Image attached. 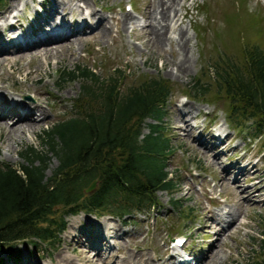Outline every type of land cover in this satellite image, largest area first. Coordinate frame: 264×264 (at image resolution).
I'll list each match as a JSON object with an SVG mask.
<instances>
[{
  "label": "rangeland",
  "instance_id": "rangeland-1",
  "mask_svg": "<svg viewBox=\"0 0 264 264\" xmlns=\"http://www.w3.org/2000/svg\"><path fill=\"white\" fill-rule=\"evenodd\" d=\"M58 1L62 7L55 9L56 14L53 17H59V20H54L57 21L54 25L61 24V20L76 23L83 15L93 16L96 18L94 21L99 22V27L104 26L107 29L105 30L108 36L101 37L99 31L95 30L93 31L96 35L95 38L92 34L89 39L74 37L70 38L69 43L64 41L58 45L52 44V47H47V51L53 53L54 56L51 54L47 57L43 56L45 53L43 47H38L35 53L38 54L37 56L24 53L25 56L19 61H17V54L15 55L11 51L6 54L7 56L0 54V63L4 64L3 67H0V78L3 81L0 84V94L7 100L16 96L15 100L24 98L29 103L38 105V98L41 96V99L56 104L52 95L54 96L57 91L65 98V100H61L62 109L55 110L52 115L50 112L49 120L42 121L34 131L26 130L25 135L19 138L9 137L7 127L10 126L12 120L0 121L3 127L0 129V164L12 166L21 164L19 152L26 147L39 149V137L37 136L43 129H47L54 123L62 122L67 116L74 117L78 114L77 108L75 109L78 102L72 103V101L78 99L80 84L78 82L57 84L58 76L62 70H72L75 66L83 64L105 78L111 73L109 70L111 67H119L128 70L127 79L121 91H124L128 86L156 77L168 80L172 85L170 99L165 109L167 114L164 118V127L166 126L164 134L170 139V145L174 151L167 156L165 171L175 181L176 188L172 195H168L166 192L159 193L156 196L157 204L154 208L143 207L142 210L134 211L129 217L121 220L111 216L97 218L84 213H79L76 216L70 215L65 219L67 228L60 236L58 244L53 246L54 248L41 246L37 250H33L28 245L20 244L16 248L20 251V257L12 258L7 254H0V257L4 259L0 264H56L60 256H71L74 264H85V261L87 264H133V262L175 264L172 259H167L170 254L169 252L165 253L164 249L171 247V242L175 237L186 239L185 250H188L189 254L192 252L195 258L196 256L200 258L203 255H209L208 252L213 251L214 261L206 264H247L248 260L254 262L253 258L259 257L258 244L264 232L263 139L260 137L252 139L250 130L241 132L239 129H235L234 125L228 123L224 115L225 102L209 106L190 98L186 91L200 75L203 76L201 79L203 82H210L207 68L212 66L217 58H229L228 60L239 65L243 44L262 46L259 41L264 42V0L184 1L182 7L177 8L178 16L173 24L177 20L175 28L182 27L186 30L189 38L188 46L191 48L188 52L191 65L189 71L180 77L173 67H168L165 64V61L176 59L174 56L175 46H172V53L168 51V48L161 51L150 50L146 49L140 38L144 33L145 18L143 15L152 11L149 8L150 0ZM58 1L4 0L0 13L9 5V9L3 13V16L7 17L10 12L11 14L8 15L7 20L0 19V41L10 43V40L14 39L20 30L28 32L33 26L32 23L37 21V14H42L43 11L50 8L53 9L52 6ZM78 1L84 2L79 3ZM11 2L14 3L11 4ZM127 5H130L133 11L125 12ZM203 5L206 6L207 11L199 10ZM81 8L86 9L82 10ZM11 15L15 16L12 25L7 23L11 19ZM123 15L131 16L133 22L137 21L140 24L128 25L126 23L121 27L120 21ZM255 21L259 22L257 27L254 24L249 26V22L255 23ZM3 25L5 26L2 27ZM248 27H251L249 31H247ZM258 29L260 31L256 33ZM169 35L173 38L176 37L172 31L169 32ZM63 43L67 44L71 50L55 53L58 46ZM43 86L50 94L49 99L42 89ZM59 86L62 88H58ZM210 91L213 93V90L210 89ZM183 96H187L188 100ZM183 102L189 103L187 107L192 109V113L187 115H191L187 117L188 125L186 126L188 128L177 122L185 118V115L177 113L181 107L179 108L175 103L182 104ZM206 113L209 115L204 117ZM35 115L39 117L37 112ZM225 121L231 130L234 129L233 132L228 129ZM151 123V120L145 122L146 125ZM207 123L208 127L213 126L216 129L224 130V132L219 131V136L216 129L206 135L208 140L212 139V134L220 140L214 149H223L225 145L226 150H229V153L217 158L219 159L217 163L223 164L224 162L229 165L231 161L243 159L242 167L247 165L248 174L236 176V173L232 174L231 171L226 175L221 174L220 167L215 164L216 161L212 158L213 151H206L204 147L196 146V142L198 143L199 140V129L205 127ZM191 125L197 126L198 130H193ZM147 133L148 129L144 126L142 135ZM261 158L262 160H259ZM56 166L57 161L52 159L46 175L49 176ZM235 177L238 180L235 182L236 184H232L230 180ZM240 189L252 191L253 197H249L247 193L242 194ZM209 198L217 201L218 206L211 208ZM226 198L227 203L229 200L228 205L226 202L224 204ZM172 199L176 201V205L171 203ZM203 207L211 209L212 215L215 213V209L225 208L227 211L230 207L234 214V222L225 232H221L219 231L221 226L210 221L209 215ZM208 209L206 211L210 212ZM100 226L106 227L110 233L112 232L108 238H105V234L100 232L98 228ZM215 234L221 235L219 239L223 240L221 241L222 249L211 246ZM90 236L98 239L94 241L95 238L89 239ZM90 244H93L94 248ZM96 248L101 250L95 251ZM97 255L100 257L97 258ZM13 256H16V253ZM159 256L163 257V262L159 261V263L156 260ZM177 256L179 257L180 254ZM177 256L176 258H178ZM85 257L92 258L94 262L88 263Z\"/></svg>",
  "mask_w": 264,
  "mask_h": 264
},
{
  "label": "trees",
  "instance_id": "trees-1",
  "mask_svg": "<svg viewBox=\"0 0 264 264\" xmlns=\"http://www.w3.org/2000/svg\"><path fill=\"white\" fill-rule=\"evenodd\" d=\"M259 43L243 44L239 65L217 58L207 68L210 82L200 75L186 91L204 104L225 102L228 123L241 132L250 130L254 138L264 133V42ZM109 70L105 78L83 64L62 70L60 82L80 84L74 101L78 114L43 130L39 149L19 152L21 164H0V254L20 257V244L52 248L70 215L121 220L143 207L154 208L158 193L173 194L176 184L165 166L174 149L164 134L172 85L156 77L121 91L128 70ZM52 159L57 166L47 176ZM93 182L96 188L86 192ZM258 249L259 257L247 264H264V232Z\"/></svg>",
  "mask_w": 264,
  "mask_h": 264
},
{
  "label": "bare ground",
  "instance_id": "bare-ground-1",
  "mask_svg": "<svg viewBox=\"0 0 264 264\" xmlns=\"http://www.w3.org/2000/svg\"><path fill=\"white\" fill-rule=\"evenodd\" d=\"M58 1V0H57ZM73 1V0H70ZM85 1V0H84ZM84 1H78L80 2H84ZM186 1V0H150L149 2V8L150 10L152 9L151 13H147V15H143V18H145V21L143 25V34L140 37L143 40V44L145 45L146 49H150V50H156V51H161V50H165L164 48H168V51L170 53L173 52L172 50V46H175L176 50H174V56H176V59H173L171 61H165L166 66L168 67H173V70H175L176 73H178V76L180 77V75L185 74L189 71L190 65H191V59L190 56H188V52L190 51L191 48H189L188 46V42H189V38L187 37V33L186 30H184L182 27L179 28H175V24L177 22V20L174 22L173 21L176 19V17L178 16V7H182V3ZM67 2V1H66ZM74 2V1H73ZM86 2V1H85ZM14 2H11V4ZM19 3V2H18ZM12 6V5H11ZM60 6L62 7V5H60V2H55L54 5L52 6V8L47 9L46 11H43L42 14H37L36 18L37 21L35 23H33L32 28L24 33L21 37H17L15 39H11L10 43L8 42H1L0 41V54H8V52H13L15 55L17 54V61L21 60L23 58V56H25L24 53H29L30 55L34 54V56H37L38 54L36 53V50L38 49V47H43L45 53L43 54V56L47 57L49 54L53 55V53H50L49 51H47V47H49V44H51V42L53 41V39L55 38L53 35H50L48 32L43 33V28L45 26H51L53 27V29L55 28H59L60 31H64L66 30V28H69L68 25H63L60 24L59 26L54 25V20H53V16H55L56 14V10L55 9H60ZM79 6V5H78ZM77 6V7H78ZM16 8V7H15ZM35 8V7H34ZM9 9V5L8 7L6 6V9L1 12L0 14V19L4 18L5 20H7L8 15L11 14V12L7 15V17L3 16V13L7 12V10ZM86 9V8H81ZM88 9V8H87ZM15 10V9H14ZM70 10V9H69ZM90 10V9H89ZM70 12V11H69ZM66 13V12H65ZM93 15V14H92ZM97 16V15H96ZM15 17V16H13ZM39 18H42V20H39ZM59 18V17H58ZM121 21H120V25L121 27H123L122 25H125L126 23L129 25H133V24H137L139 25L140 22L134 21L132 20L131 16L129 15H123L121 17ZM14 19V18H12ZM69 19V18H68ZM81 19V18H80ZM92 20L96 19L95 17L91 18ZM59 20V19H58ZM61 20V19H60ZM2 21V20H1ZM16 21V20H15ZM107 23V22H106ZM5 24V22H4ZM10 24V23H9ZM95 30H98L99 33L101 34V37L105 36L107 37V32H106V28H104V26L99 27V22L96 21L95 22ZM173 24V26H172ZM6 25V24H5ZM5 25H3L2 27H4ZM66 28H65V27ZM136 27V26H135ZM109 28V27H108ZM133 29V27H131ZM137 28V27H136ZM27 29V28H26ZM106 29V30H105ZM145 29V31H144ZM16 29L14 28V31ZM80 28H76L77 32H80ZM172 31L174 36L176 35L175 38H173L172 36L169 35V32ZM1 32V31H0ZM110 34V33H109ZM9 35V34H8ZM14 35V34H13ZM60 35L65 36L64 32H61ZM94 35V33H93ZM92 36V35H91ZM90 36V37H91ZM33 37V39H32ZM96 35L93 36V38H95ZM100 37V36H99ZM66 38V37H64ZM77 38V37H76ZM67 39V38H66ZM65 41H67L68 43L70 42V38L67 39ZM78 39V38H77ZM75 40V39H74ZM61 43V42H60ZM13 49V50H11ZM71 50L70 47L63 43L60 44L58 46V48L55 50V53H62L63 51H69ZM144 50V49H143ZM149 51V50H148ZM71 54V53H70ZM152 54V53H150ZM156 54V53H155ZM149 55V53H148ZM172 55V54H171ZM7 56V55H6ZM147 56V55H146ZM33 58V57H32ZM150 58V57H149ZM160 58V57H159ZM3 63H0V67H3ZM32 76V75H31ZM27 79V78H26ZM2 79L0 78V84H1ZM37 82V81H36ZM42 83V82H41ZM40 84V83H39ZM45 84V83H44ZM35 85V84H34ZM23 86V85H22ZM6 88V87H5ZM40 88V87H38ZM58 88H62L61 86H59ZM1 89V88H0ZM7 89V88H6ZM34 89V88H33ZM44 89V93L47 96V98L49 99L50 94H48V92L45 90V87L43 86ZM48 89V88H47ZM19 90V89H18ZM31 90V89H30ZM36 90V89H35ZM29 91V90H28ZM17 92V91H16ZM15 92V93H16ZM39 93V92H38ZM14 94V93H13ZM11 94V95H13ZM19 94V93H18ZM34 94V93H33ZM52 94V93H51ZM25 95V94H24ZM36 95V94H35ZM38 96V95H37ZM16 97V96H15ZM15 97H11L10 100H12V102H10V100H7L5 97H3L0 94V121H11L10 126L7 127L8 128V134L9 137L11 138V136L19 138L20 136L25 135V131H34L35 129H37V127H39V125L41 124L42 121L45 120H49L50 117L49 113L55 112V110L58 109H62L63 108V104L61 103V100H65V98L62 96L61 93H59L58 91L54 93V96L52 95V98L56 100V104L54 103H50L49 101H46L45 99H41V96L38 98V105H34L29 103L26 99H18L15 100ZM19 97V96H18ZM68 98V97H66ZM37 100V99H36ZM63 102V101H62ZM187 105H189V103H182L181 105H178V107H181V110H179L177 113L178 114H184L185 118H182L181 121H177L180 122L183 127H187L186 125H188V121H187V116L189 115V113H192V109H189L187 107ZM194 107V106H193ZM199 110V108H198ZM61 111V110H60ZM35 112H37V115H39V117H37L35 115ZM59 112V111H58ZM63 112V111H62ZM196 112V111H195ZM59 114V113H57ZM56 114V115H57ZM63 114V113H62ZM55 115V116H56ZM61 115V114H60ZM199 115V114H198ZM36 116V117H35ZM181 118V117H179ZM177 125V124H176ZM178 127V126H177ZM2 124L0 122V129H2ZM179 128V127H178ZM188 128V127H187ZM193 130H198V128H195ZM191 131V130H190ZM195 131V132H196ZM189 132V131H188ZM182 133V132H181ZM192 134V133H191ZM210 132L208 129H200L199 132V140L198 143L196 142V146H198L199 148L204 147V149L206 151H209L211 148H214L216 146V143L219 141V139L212 137V140H208L206 135H209ZM198 138V137H197ZM196 138V139H197ZM1 140V139H0ZM184 140V139H183ZM208 140V141H207ZM197 141V140H196ZM215 141V142H214ZM184 144V143H183ZM192 145V144H191ZM186 148V147H185ZM189 148V147H188ZM186 148V149H188ZM219 148H216L215 150H213V159L216 161L215 164L218 165L220 167V173L221 174H228L230 171L231 172H237L238 174L246 175L248 174V170L245 167L240 166L239 161L233 162L231 161V164L226 165L224 164H220L217 163L219 161V157L222 156V154L226 155L227 153H229V150L226 151H218ZM199 150V149H198ZM192 151V150H190ZM203 151V150H202ZM200 153V152H199ZM197 155V153H196ZM195 155V156H196ZM228 157V156H227ZM214 164V165H215ZM210 167V166H209ZM258 167V166H257ZM260 176V175H259ZM253 177V176H252ZM257 177V176H256ZM262 177V175L260 176ZM220 178V177H219ZM219 180V179H218ZM238 179H236L235 181L232 182V184H236L235 182H237ZM252 180V179H251ZM254 180V179H253ZM255 184V183H254ZM253 184V185H254ZM238 186V185H237ZM259 186V185H258ZM233 188V187H232ZM236 188V186H235ZM249 189V188H248ZM251 189V188H250ZM253 189V188H252ZM234 190V189H233ZM241 190V189H240ZM258 190V189H257ZM242 191V190H241ZM193 193V192H192ZM242 194H248L249 197H251L253 195V192L248 190H244L241 192ZM231 194V193H230ZM232 196V195H231ZM191 197V196H190ZM189 197V198H190ZM253 197V196H252ZM184 199V198H183ZM231 199V198H230ZM241 199V198H240ZM238 199V200H240ZM188 200V199H187ZM245 200V199H244ZM243 200V201H244ZM253 201V200H252ZM235 202V201H234ZM243 203V202H242ZM228 204H229V200H228ZM244 204V203H243ZM239 205V204H238ZM199 207V206H198ZM234 207V206H233ZM200 208V207H199ZM197 209V208H196ZM205 210V212L209 215L210 221L214 222V219L211 218L210 214L211 212L206 211L205 208H203ZM200 210V209H198ZM237 210V209H236ZM244 210V209H242ZM252 210V209H250ZM249 211V210H248ZM199 212V211H198ZM204 214V213H203ZM228 214L230 216H232V221L234 222L233 216L234 214L232 213V211L229 209ZM238 215V214H236ZM242 217V216H241ZM91 222V221H90ZM217 223V222H215ZM126 224V223H125ZM90 225V224H89ZM205 225V223H204ZM218 225V224H217ZM223 225V224H222ZM230 226V223L226 226V228H221L219 229V231L221 232H225L226 229ZM213 227V226H212ZM211 227V228H212ZM99 230L102 234H105L104 237L108 238V235L110 236L111 233L108 231V229L106 227H99ZM207 230V229H206ZM218 230V229H217ZM202 231V230H201ZM208 231V230H207ZM229 231V230H228ZM227 231V232H228ZM84 233V232H83ZM98 233V232H97ZM123 233V232H122ZM223 234V233H222ZM219 234H215V237L213 238V243H212V247H219L221 248L222 243L221 239H219ZM226 236V235H225ZM88 238V237H87ZM92 237H90L91 239ZM95 238V239H94ZM92 239L97 240L96 237H94ZM103 238V237H102ZM221 238V237H220ZM110 239V238H109ZM93 241V242H94ZM87 242V241H86ZM109 242V241H108ZM104 244V243H103ZM83 245V244H82ZM91 245V244H90ZM90 248H92L90 246ZM210 248V247H209ZM99 249V248H98ZM165 249V253L169 252V248H164ZM222 249V248H221ZM220 249V250H221ZM115 250V249H114ZM163 252V251H162ZM215 252V251H214ZM221 252V251H220ZM206 253V252H205ZM204 253V254H205ZM209 255H203L202 257L199 258V256H196L197 259V264H206V263H210L214 261V258L212 257L213 251L208 252ZM145 255V254H143ZM142 255V256H143ZM163 255V254H162ZM200 255V254H199ZM146 256V255H145ZM100 256L97 255V258H99ZM167 259H173V257L167 256ZM94 258V256H93ZM96 258V257H95ZM140 258V256H139ZM146 258V257H145ZM163 258V257H162ZM161 256H159L158 262L162 261ZM86 260H88V263L94 262V260L90 257H85ZM84 260V258H83ZM143 260V259H142ZM99 261V260H98ZM130 261V260H129ZM136 261V260H135ZM139 261V260H138ZM146 261V260H145ZM222 261V259H221ZM163 262V261H162ZM74 264V260H72L71 256H60L59 257V261L56 262V264ZM96 263V262H95ZM101 263V262H100ZM129 263V262H128ZM141 263V262H140ZM146 263V262H145ZM160 263V262H159ZM51 264V263H50ZM85 264L86 261H85ZM93 264V263H92ZM131 264V263H130ZM133 264H139V263H135L133 262ZM163 264V263H162Z\"/></svg>",
  "mask_w": 264,
  "mask_h": 264
},
{
  "label": "water",
  "instance_id": "water-1",
  "mask_svg": "<svg viewBox=\"0 0 264 264\" xmlns=\"http://www.w3.org/2000/svg\"><path fill=\"white\" fill-rule=\"evenodd\" d=\"M95 185H96V182H93V183L89 186V188L86 190V192H91L92 190H94Z\"/></svg>",
  "mask_w": 264,
  "mask_h": 264
}]
</instances>
